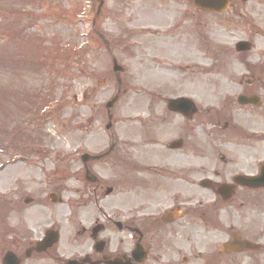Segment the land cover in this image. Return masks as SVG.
Returning <instances> with one entry per match:
<instances>
[{
  "label": "flooded vegetation",
  "instance_id": "1",
  "mask_svg": "<svg viewBox=\"0 0 264 264\" xmlns=\"http://www.w3.org/2000/svg\"><path fill=\"white\" fill-rule=\"evenodd\" d=\"M177 5L189 8L172 32L185 23L196 29L199 12L191 3ZM193 67L180 68L176 87H150L146 113L109 119L105 110L103 124L100 108L103 128L94 130L88 116L82 193L60 211L54 208L63 205L62 195L24 199L18 225L4 219L3 256L12 254L14 264H260L264 232L254 217L264 189L243 180L264 167V127L252 129L247 121L264 125L263 71L246 66L251 78L213 105L201 99ZM205 88L213 97L215 88ZM94 94L86 89L83 99ZM239 96L261 104L241 105ZM235 240L258 247L233 253ZM41 243L52 244L37 252Z\"/></svg>",
  "mask_w": 264,
  "mask_h": 264
},
{
  "label": "rangeland",
  "instance_id": "2",
  "mask_svg": "<svg viewBox=\"0 0 264 264\" xmlns=\"http://www.w3.org/2000/svg\"><path fill=\"white\" fill-rule=\"evenodd\" d=\"M190 1L103 0L95 16L96 0H0L6 11L23 6L26 18L18 29L2 24L0 30L8 37L0 40V238L1 210L9 208L6 222L17 226L19 207L33 194L62 195L63 205L54 208L60 211L82 193L87 118L92 130L102 129L103 106L117 88L106 46L123 68L121 91L127 88L111 108L113 117L146 113L149 88L176 87L183 66L199 72L201 99L213 105L251 78L245 64L260 67L264 80V0H230L227 13L200 15L201 29L185 23L172 32L184 13L177 3ZM153 2L172 5L159 9ZM246 40L252 51L237 55L235 44ZM205 86L215 88L213 97ZM86 89L95 93L89 101ZM247 121L252 129L264 127ZM260 210L254 218L264 232V204ZM2 248L0 240V261Z\"/></svg>",
  "mask_w": 264,
  "mask_h": 264
},
{
  "label": "water",
  "instance_id": "3",
  "mask_svg": "<svg viewBox=\"0 0 264 264\" xmlns=\"http://www.w3.org/2000/svg\"><path fill=\"white\" fill-rule=\"evenodd\" d=\"M243 1H252V0H243ZM101 2V1H100ZM194 6L201 9V10H207V11H216V12H224L229 7L228 0H194L193 1ZM237 52H246L251 49V46L246 42H240L235 47ZM114 72L121 71V68H119L115 61L113 66ZM252 100L242 98L240 99V102H250ZM113 104V101L107 104V108H109ZM82 160H84V156L81 157ZM249 185L252 187H264V169L261 171V175L256 178H252L249 180ZM249 247V245L242 244L239 247V250H245L246 247ZM247 247V248H248ZM11 259H6L3 261V264H11Z\"/></svg>",
  "mask_w": 264,
  "mask_h": 264
},
{
  "label": "trees",
  "instance_id": "4",
  "mask_svg": "<svg viewBox=\"0 0 264 264\" xmlns=\"http://www.w3.org/2000/svg\"><path fill=\"white\" fill-rule=\"evenodd\" d=\"M22 7L23 6H21V5L19 7H17V9H14L13 7H11V8L8 9V11H6L5 9L0 8V14H2V12H6L7 13V15H5V13H4V15H0V30H1L2 24L4 26L16 27V29H18V28L23 26L21 23L26 18L24 17L25 16V14H24L25 11L24 10H19ZM10 20H12V21H17L18 20V21L17 22H13V23H9ZM20 30L23 31V29H20ZM20 30H18V31H20ZM9 38L10 39H14V36L9 34ZM7 39H8V37H7L6 34H1L0 35V40H7ZM17 42H18V40H17ZM13 60H15V59H13ZM6 63H7V61L5 60V64ZM0 64H2V63L0 62Z\"/></svg>",
  "mask_w": 264,
  "mask_h": 264
}]
</instances>
